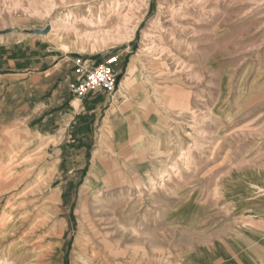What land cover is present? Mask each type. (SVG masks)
I'll return each mask as SVG.
<instances>
[{
    "label": "rangeland",
    "instance_id": "obj_1",
    "mask_svg": "<svg viewBox=\"0 0 264 264\" xmlns=\"http://www.w3.org/2000/svg\"><path fill=\"white\" fill-rule=\"evenodd\" d=\"M74 14L102 22L54 31ZM107 56L115 92L78 111L76 61ZM263 152L264 0H0V264H212L223 179Z\"/></svg>",
    "mask_w": 264,
    "mask_h": 264
},
{
    "label": "crops",
    "instance_id": "obj_2",
    "mask_svg": "<svg viewBox=\"0 0 264 264\" xmlns=\"http://www.w3.org/2000/svg\"><path fill=\"white\" fill-rule=\"evenodd\" d=\"M52 57L55 56L50 53L45 56V60L41 57L42 63L47 65ZM100 61L85 59L84 65L85 67H92ZM9 75L13 77L25 75V73L21 72L19 67H15ZM69 92L75 98L74 101L79 100L80 102L78 111L85 105V110L90 109L92 112H98L103 102H105L104 104L107 103L106 92L103 90H94L85 96H76L70 89ZM91 102L93 104L89 106ZM84 112L83 110L80 118L88 116V113L83 115ZM78 115L75 114L77 117ZM73 118L63 130L68 129ZM262 156L260 164L249 161L243 168L237 169L232 175L223 179L222 197L229 202L225 208L230 219L213 227L212 231L218 228L217 231L206 233V235L212 234V240L209 243L200 244L214 249L213 243H220L224 254L215 257L212 264H264V152ZM226 185L229 192L225 194L224 187ZM200 245L198 247H201ZM188 261L185 264H192Z\"/></svg>",
    "mask_w": 264,
    "mask_h": 264
},
{
    "label": "bare ground",
    "instance_id": "obj_3",
    "mask_svg": "<svg viewBox=\"0 0 264 264\" xmlns=\"http://www.w3.org/2000/svg\"><path fill=\"white\" fill-rule=\"evenodd\" d=\"M78 3V2H77ZM198 3V2H197ZM75 5V4H74ZM118 5V4H117ZM123 6V5H122ZM82 8V7H80ZM116 8V6H115ZM114 8V9H115ZM91 11V9H90ZM89 11V12H90ZM101 11V10H100ZM103 11V10H102ZM82 12V11H80ZM105 12V10H104ZM73 13V11H72ZM94 13V12H93ZM96 13V12H95ZM103 13V12H102ZM175 13V11H174ZM98 14V12L96 13ZM100 14V13H99ZM109 13H107L108 15ZM75 15V14H74ZM69 15L67 18H65L64 20H62V23L58 24V28L56 29V26H53V28H55L54 31H57L59 34L60 33H63L64 31H77L78 28H79V24L80 22H82L83 20L86 21L89 25H94L95 23L97 22H102L100 20H96V19H87L88 17H84L82 19H80V15ZM95 15V14H94ZM101 15V14H100ZM177 15V14H176ZM106 16V14H105ZM104 16V17H105ZM174 16V15H173ZM101 17V16H100ZM62 19V18H61ZM106 21V19H105ZM157 22V21H156ZM54 24V23H53ZM87 25V24H86ZM88 26V25H87ZM96 26V25H95ZM104 30V29H103ZM105 32V31H104ZM54 33V32H53ZM84 33V32H83ZM92 34V33H91ZM93 34H96L93 33ZM104 34V33H103ZM102 34V35H103ZM107 34V33H106ZM61 35V34H60ZM98 35V33H97ZM101 36V35H100ZM162 38V37H161ZM99 40V39H98ZM151 52H153V50H151ZM138 74V66L136 64V61H134L131 66L129 67V70L127 72V75L125 77V79L123 80V86L121 87V91L123 89H127L126 87L129 85V83L131 82V78H135L136 75ZM115 103V102H114ZM163 105V104H162ZM161 105V106H162ZM182 152L181 153V160L183 161V163L187 166L191 165L192 163V156H191V153L190 151H185L184 149H181ZM100 163L99 161V157L97 154H95V161H94V169L93 171L91 172L90 174V177L88 178V181L87 182H93V180L95 179L96 177V172H97V169H98V164ZM181 164L179 163H173L170 165V167H166V168H162L160 169L157 173H156V178L154 176H149V177H146V181L144 182L145 183V186L146 188H150L151 191H154L157 189V185H159V187L162 189L165 187L166 185V181L171 179L173 174L175 173V175L179 176L181 175L182 171H181ZM168 182V181H167ZM13 183V182H12ZM9 185V181L7 179L4 178V176L0 175V190L3 189V188H6L8 187ZM8 219V216L7 215H4L0 221V227H3L6 223ZM161 260V259H160ZM170 260V259H169ZM164 261V262H163ZM162 262L164 264H169V261H166V257H164L162 259ZM160 263V262H158ZM172 264V263H171Z\"/></svg>",
    "mask_w": 264,
    "mask_h": 264
},
{
    "label": "built area",
    "instance_id": "obj_4",
    "mask_svg": "<svg viewBox=\"0 0 264 264\" xmlns=\"http://www.w3.org/2000/svg\"><path fill=\"white\" fill-rule=\"evenodd\" d=\"M118 62V56H107L92 67H85L84 62L78 59L76 61L77 77L69 84L71 92L76 96H85L91 91L103 90L112 96L119 80Z\"/></svg>",
    "mask_w": 264,
    "mask_h": 264
},
{
    "label": "water",
    "instance_id": "obj_5",
    "mask_svg": "<svg viewBox=\"0 0 264 264\" xmlns=\"http://www.w3.org/2000/svg\"><path fill=\"white\" fill-rule=\"evenodd\" d=\"M50 30V26H47L46 30H44V33H47Z\"/></svg>",
    "mask_w": 264,
    "mask_h": 264
}]
</instances>
